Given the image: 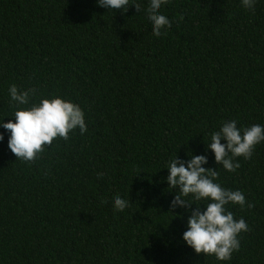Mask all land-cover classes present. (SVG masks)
I'll use <instances>...</instances> for the list:
<instances>
[{
    "label": "trees",
    "instance_id": "16d2710c",
    "mask_svg": "<svg viewBox=\"0 0 264 264\" xmlns=\"http://www.w3.org/2000/svg\"><path fill=\"white\" fill-rule=\"evenodd\" d=\"M140 3L123 12L97 0H0V119L16 110L15 84L36 90L29 106L78 104L88 129L31 162L5 134L0 264H218L185 245L190 212L170 207L178 190L166 165L190 154H206L217 182L254 205L228 206L249 226L228 264H264V143L235 172L205 152L223 121L264 125V0L254 13L241 0H170L159 38ZM117 195L129 201L120 212Z\"/></svg>",
    "mask_w": 264,
    "mask_h": 264
},
{
    "label": "clouds",
    "instance_id": "9594fccd",
    "mask_svg": "<svg viewBox=\"0 0 264 264\" xmlns=\"http://www.w3.org/2000/svg\"><path fill=\"white\" fill-rule=\"evenodd\" d=\"M170 0H148L145 9L152 34L159 38L171 28L172 22L161 12ZM258 0H241L242 6L255 12ZM137 12L141 9L140 0H97V6L108 10L127 12L130 6ZM36 90H21L15 84L8 89L10 103L15 107L12 119L7 123L0 119V142L8 134V148L17 159L31 162L52 145L54 139L67 140L69 133L79 129L81 135L87 132L85 114L82 108L71 100L60 96L41 98L38 103L30 104V97ZM24 106V107H21ZM224 141V143H221ZM264 143V125L253 124L238 127L236 120L223 121L217 130L210 133V142L205 152L214 154V162L227 172H235L240 163L238 158H252L257 145ZM185 160L177 155L166 165L168 188L176 191L171 201L172 209H186L190 212L186 231L182 235L185 245L196 254L214 257L218 264H228L233 253L239 251L241 233L249 231L243 218L236 219L229 211V205L252 208L240 190L222 187L217 182V170L204 167L208 156L189 155ZM102 174H98V177ZM203 202V203H197ZM114 211L125 210L129 201L119 195L113 199ZM195 205L193 208L192 206ZM201 205L204 210L201 211Z\"/></svg>",
    "mask_w": 264,
    "mask_h": 264
}]
</instances>
